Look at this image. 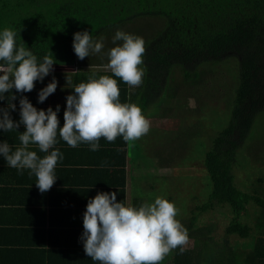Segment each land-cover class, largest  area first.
<instances>
[{"label": "trees", "instance_id": "1", "mask_svg": "<svg viewBox=\"0 0 264 264\" xmlns=\"http://www.w3.org/2000/svg\"><path fill=\"white\" fill-rule=\"evenodd\" d=\"M141 17H159L161 27L144 40L141 86L130 92L124 82L109 75L117 79L121 103H135L145 112L161 99L177 97L171 84L175 70L183 85L196 87L210 68L235 62V83L224 103L226 118L210 138L203 161L209 178L207 202L198 208L199 213L214 212L227 205L228 223L219 241L213 236L214 223H209L206 235L194 236L193 220L186 229L194 242H202L210 251L243 247L253 250L248 260L264 258V200L260 193L240 190L234 175L245 147L240 149L264 114V0H0V32L5 27L16 31L17 46L22 41L38 62L52 53L53 66L88 60L90 66H104L110 49L79 60L72 48L74 33L88 31L95 39ZM114 143L111 177L121 183L111 182L112 192L116 186L124 187L126 165L125 141L117 137ZM251 205L258 208L254 228L241 222ZM189 252L177 258L188 262L201 258Z\"/></svg>", "mask_w": 264, "mask_h": 264}, {"label": "clouds", "instance_id": "2", "mask_svg": "<svg viewBox=\"0 0 264 264\" xmlns=\"http://www.w3.org/2000/svg\"><path fill=\"white\" fill-rule=\"evenodd\" d=\"M17 32L5 27L0 32V101L3 94L15 89L16 93H29L37 81H43L55 64L53 54L38 62L25 44L17 46ZM21 40V39H20ZM112 47L107 53L108 62L103 66L127 86L135 88L144 82L145 42L142 37L116 31ZM73 51L79 60L100 54L104 48V37L94 40L88 31L73 35ZM74 73V72H73ZM70 84V78L66 77ZM52 81L38 93V103H43L57 89ZM73 94L66 97L63 126L60 127L58 113L49 107L38 110L27 97L19 99L18 122L10 116L16 110L12 103L17 99L11 95L6 108H0V131L11 132L21 125L25 131L19 135L20 146L14 151L7 142H0V156L11 168L30 170L36 177V187L46 193L56 183L55 169L62 154L58 148L57 135L71 148L84 143L95 152L100 148L99 140L114 142L122 137L125 142L139 140L147 135L151 122L135 103L120 102L117 79L109 75L89 77L87 82L74 86ZM46 153L41 158L36 151ZM179 209L163 196L154 202H144L139 207L117 202L116 192H97L88 200L83 213V251L99 264H162L173 250L183 248L189 242L187 229L176 218Z\"/></svg>", "mask_w": 264, "mask_h": 264}, {"label": "crops", "instance_id": "3", "mask_svg": "<svg viewBox=\"0 0 264 264\" xmlns=\"http://www.w3.org/2000/svg\"><path fill=\"white\" fill-rule=\"evenodd\" d=\"M75 63L73 66H53L54 71L43 81H37L34 90L29 93L18 94L13 89L3 94L4 101H0V108H6L10 96L16 95L17 99L12 101L16 110L10 112V116L18 122L21 96L27 97L38 110L51 107L55 111L59 105V126L62 127L66 97L73 94L74 86L87 82L89 77L111 75L103 66H90L89 60ZM65 76L70 78V84L66 83ZM53 77L58 82L55 93L43 103H38L39 91ZM127 87L130 92L134 89ZM146 110L143 112L146 118L154 115L149 108ZM24 131L23 125L11 132L0 131V142H7L14 151L20 146L19 135ZM57 141L54 148L60 150L63 159L58 161L55 169L56 183L46 193L39 192L35 185L36 177L30 175V170L11 168L0 156V264H99L83 251L80 239L83 233V213L88 200L94 198L97 192L110 193L114 190L110 187L111 182L121 183L120 179L111 177L114 173L111 163L115 143L101 138L99 150L93 152L84 143L71 148L59 135ZM137 147L136 141L125 142V183L121 189L115 187L117 202L133 207L141 205L135 189L145 187L134 174L137 164L135 158L140 157ZM30 150L36 151L41 158L46 155L39 152L35 145H31ZM110 155L112 158L108 157ZM119 191H122V196ZM187 251L188 254L193 251L194 255L199 254L201 258H193L190 262L185 258H177L178 254ZM252 251L243 247L215 248L211 251L207 248L183 247L170 252L162 264H264V258H246Z\"/></svg>", "mask_w": 264, "mask_h": 264}, {"label": "rangeland", "instance_id": "4", "mask_svg": "<svg viewBox=\"0 0 264 264\" xmlns=\"http://www.w3.org/2000/svg\"><path fill=\"white\" fill-rule=\"evenodd\" d=\"M160 20L159 17L137 18L120 25L119 29L102 32L94 40L104 37L106 53L107 48L109 50L122 43H113L116 31L145 40L161 27ZM172 77L171 84L177 97L164 98L150 106L149 111L154 114L147 117L151 122L150 131L136 140L140 157L135 158L134 174L145 187H137L135 195L140 204L154 202L157 196L173 202L179 209L176 218L185 228L194 221L191 226L194 236L206 235L209 223L216 224L213 236L219 241L228 223L229 206H225L226 210L201 213L198 208L207 202L209 178L203 161L210 138L226 118H223L226 112L224 103L227 96H231L235 83V62L210 68L196 87L183 85L182 75L177 70ZM243 148L245 151L239 154L238 166L234 168L235 183L246 193H260L258 195L264 200V114L255 121L251 137L240 151ZM258 179L261 183H257ZM255 210H258L256 206H249L248 215L241 218V222L254 228L258 213ZM184 247L206 248L202 242H194L191 237Z\"/></svg>", "mask_w": 264, "mask_h": 264}]
</instances>
